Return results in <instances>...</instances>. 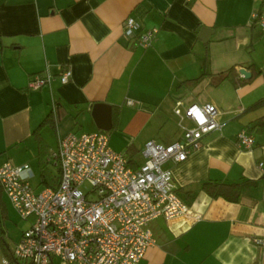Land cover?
<instances>
[{
	"label": "crops",
	"instance_id": "0c3cea01",
	"mask_svg": "<svg viewBox=\"0 0 264 264\" xmlns=\"http://www.w3.org/2000/svg\"><path fill=\"white\" fill-rule=\"evenodd\" d=\"M261 12L264 0H0V166L29 165L35 192L48 188L41 165L59 182L50 157L58 140L101 131L92 107L105 104L110 149L138 169L147 142L182 139L177 101L212 105L221 130L204 136L184 162L164 165L189 216L151 221L154 244L139 264H264L256 243L264 234V30L252 17ZM129 17L141 32L157 30L147 48L123 36ZM230 70L237 87L223 79ZM64 71L71 75L61 84ZM47 74L48 85L28 89ZM240 132L254 138L251 149L237 145ZM209 182L239 184L238 202L210 198L202 189ZM7 205L27 225L14 248L33 221L0 194V264L14 250Z\"/></svg>",
	"mask_w": 264,
	"mask_h": 264
},
{
	"label": "built area",
	"instance_id": "2783aa9c",
	"mask_svg": "<svg viewBox=\"0 0 264 264\" xmlns=\"http://www.w3.org/2000/svg\"><path fill=\"white\" fill-rule=\"evenodd\" d=\"M252 17L264 30V12ZM140 30L133 18L124 21L123 36H137V44L147 48L157 30ZM70 75L69 71L61 73V84ZM52 79L49 74L34 76L28 89L39 90ZM173 114L183 129L182 139L165 146L147 142L140 151L144 163L138 169H131L125 155L110 149L108 135L102 131L69 134L58 140L50 156L59 169V182L53 189L35 192L27 164L1 165L0 186L5 196L21 219L33 220L12 257L30 264H53L54 258L64 264H139L154 244L148 228L151 221L189 216L164 165L184 162L201 148L204 136L222 128L212 105L177 101ZM183 120L193 127L182 126ZM236 142L249 150L254 138L240 132ZM256 243L264 249V234ZM1 264L13 263L4 259Z\"/></svg>",
	"mask_w": 264,
	"mask_h": 264
},
{
	"label": "trees",
	"instance_id": "16d2710c",
	"mask_svg": "<svg viewBox=\"0 0 264 264\" xmlns=\"http://www.w3.org/2000/svg\"><path fill=\"white\" fill-rule=\"evenodd\" d=\"M235 72L234 70H230L226 76H224V80L228 79L234 86H239V81L234 77ZM260 106L258 103L255 105V108ZM51 124L55 121L50 119ZM257 125V124H255ZM40 179L41 184L48 188H54L53 186L58 184V177H53L51 173L48 171L45 165H41L40 168ZM203 191L212 199H223L229 203H237L240 197V185L233 183V184H216V183H205L202 186ZM3 192L0 186V194ZM3 239L2 233L0 231V240ZM8 260L11 261L13 264H30L27 262H18L12 257V253L8 255Z\"/></svg>",
	"mask_w": 264,
	"mask_h": 264
},
{
	"label": "rangeland",
	"instance_id": "374dc122",
	"mask_svg": "<svg viewBox=\"0 0 264 264\" xmlns=\"http://www.w3.org/2000/svg\"><path fill=\"white\" fill-rule=\"evenodd\" d=\"M182 126L186 127L185 124L182 125ZM45 137L47 138L49 144L53 148L54 145H55V137H54V135L50 132V133H47ZM32 165H33V171H34V173L36 175L35 163H33ZM36 182H37V178L33 179L31 181V184L33 186H35ZM8 210H9V214L12 216V220H9L8 223H7L8 233L11 236V237H9L7 243L9 245L10 249L12 250L14 248V240L19 235L21 229H23L27 225H26L25 222H23L22 220H20L15 213H13L12 209L9 206H8ZM53 264H64V263L60 262L59 259L54 258Z\"/></svg>",
	"mask_w": 264,
	"mask_h": 264
},
{
	"label": "water",
	"instance_id": "95a60500",
	"mask_svg": "<svg viewBox=\"0 0 264 264\" xmlns=\"http://www.w3.org/2000/svg\"><path fill=\"white\" fill-rule=\"evenodd\" d=\"M207 30H202V33H206ZM202 41L205 40L202 38ZM240 74L248 79L250 76L245 70H241ZM92 117L95 121L97 128L101 131L107 132L111 129L110 121V108L105 104H96L92 107Z\"/></svg>",
	"mask_w": 264,
	"mask_h": 264
}]
</instances>
